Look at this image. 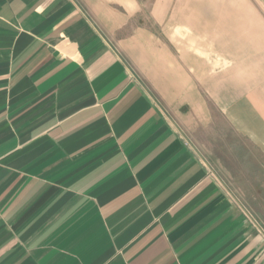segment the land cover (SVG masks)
Masks as SVG:
<instances>
[{"label": "crops", "instance_id": "0c3cea01", "mask_svg": "<svg viewBox=\"0 0 264 264\" xmlns=\"http://www.w3.org/2000/svg\"><path fill=\"white\" fill-rule=\"evenodd\" d=\"M252 1L264 24V0ZM123 4L0 0V264H264L231 165L204 157L222 135L244 142L228 160L264 168V48L242 84L231 59L227 79L189 65L188 41L200 50L205 33H180V62L167 50L162 69L180 97L166 98L159 75L153 95L128 61L133 34L116 42L139 12ZM209 124L211 148L193 144L187 131Z\"/></svg>", "mask_w": 264, "mask_h": 264}, {"label": "rangeland", "instance_id": "374dc122", "mask_svg": "<svg viewBox=\"0 0 264 264\" xmlns=\"http://www.w3.org/2000/svg\"><path fill=\"white\" fill-rule=\"evenodd\" d=\"M110 1L113 3V0ZM163 1L164 6L159 7V4H162ZM133 2L137 3L139 12L137 11V15L129 23H126L125 30L117 33V37L120 39L116 40V42H127L126 39L133 34L136 44L130 45L132 50L128 48V61L137 77H139L144 86L152 89V93L154 89L149 84L153 81L152 78L155 75L160 77L155 80L154 84L159 86L158 89L160 91L165 89L164 72H162L163 59H165L163 53L169 50L172 58L180 62V40H182L179 38L180 33H185L184 37H186L187 32L192 33L195 37L198 34L205 33V39L199 41V43L204 45L200 50L194 48L197 44L193 40L188 41L190 48L187 49V63L189 65L195 67L196 64L202 63L206 69H212L213 65L218 69L213 72H204L205 76L211 77L214 74L221 77L226 76L225 78L227 79L229 73L227 70L229 69L228 61L230 59L232 65H236L234 67L237 68V70L231 72L232 80L240 81L243 84L245 76L250 79L249 76L257 72L254 67L259 64V59L261 58L259 56L261 52L258 49L264 48V37L261 36V40L259 36L264 34V24L255 21L258 17H262L263 14L252 0H218L216 5H208L207 1L204 0H124L126 5L123 4V6L130 9L129 5H134ZM134 6L136 8V5ZM118 9L117 11L121 13V8ZM122 14L126 18L127 14L124 12ZM249 15L252 18L251 25H247ZM170 18H173V20L168 24L167 22ZM178 18L188 19L191 22L189 24L185 22L180 25L179 22H176ZM242 21H245L246 26L240 24ZM247 27H251V29L249 30ZM243 33L246 34L245 38ZM141 54L145 57H142ZM156 54H159V56ZM219 54H227L228 57L220 56ZM159 59L162 68L159 65ZM153 66L161 68L160 74L158 72L153 73ZM167 79H169V76H167ZM191 79L192 81L195 80L194 77H191ZM172 81L166 85L165 96L166 98L177 99L180 96H177L174 90L177 91L179 89L177 87H172L171 89L170 84H178V78H173ZM184 90L182 89V92ZM206 90L208 89H204V96L208 104H204V106L205 111H210L211 99ZM186 114H188L187 111H185ZM224 123L225 120L221 119V128H224ZM210 128V124L198 128V136H195L196 128H193L191 129L192 131H187V135L191 136L189 138L193 144L199 145L198 137L200 142H204L210 149L212 139H215L214 136L212 137ZM219 139L218 146H220L221 150L216 153L205 152L204 157L211 160L213 154L214 156L218 154L225 164L231 165V167L226 169L233 174L229 187L236 192L237 196L241 195L245 198L237 199V203L252 211L251 222L259 225L264 234V184L248 182L250 179L258 180L260 172L263 174L259 176L264 179V168L245 167L247 162L243 158L238 157L239 152H235L228 160L229 153L227 149H243L244 142L235 138L233 142L230 141L231 143H229V141H226L228 137L224 138L222 135H220ZM233 143L235 144L228 145ZM220 170L222 171L223 169L221 168ZM245 170L246 172H252L251 175L247 174L250 177L244 176ZM243 180H245V183Z\"/></svg>", "mask_w": 264, "mask_h": 264}]
</instances>
